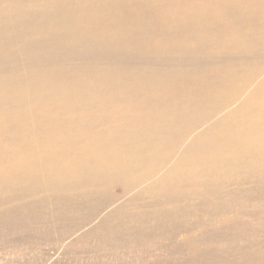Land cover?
Masks as SVG:
<instances>
[{"label": "bare ground", "instance_id": "6f19581e", "mask_svg": "<svg viewBox=\"0 0 264 264\" xmlns=\"http://www.w3.org/2000/svg\"><path fill=\"white\" fill-rule=\"evenodd\" d=\"M73 232L264 264V0H0V243Z\"/></svg>", "mask_w": 264, "mask_h": 264}, {"label": "rangeland", "instance_id": "374dc122", "mask_svg": "<svg viewBox=\"0 0 264 264\" xmlns=\"http://www.w3.org/2000/svg\"><path fill=\"white\" fill-rule=\"evenodd\" d=\"M113 193L118 194L119 188L114 187ZM39 211L47 212L44 207ZM79 236L80 234L76 232L64 234L60 238V242L55 245L43 242L38 249L29 250L30 252L23 250L22 254L6 252L0 243V264H167L169 261H173V257L170 256L171 252L167 250L171 246H158L160 241H154L155 244L151 242L146 246H143V243H138L135 248L129 241L118 239L117 241L105 242L101 247H97V249L102 248V250H96L94 246L97 242L90 241V243L84 244ZM51 238L54 239L55 235ZM180 241H182V237L178 236L171 243L178 244ZM163 243L169 245L167 241ZM221 247L220 244L204 243L201 250H214ZM191 256H194V260H200L196 256V251Z\"/></svg>", "mask_w": 264, "mask_h": 264}]
</instances>
